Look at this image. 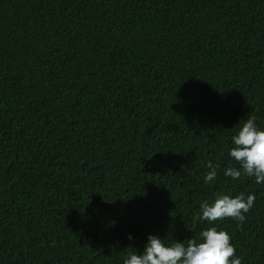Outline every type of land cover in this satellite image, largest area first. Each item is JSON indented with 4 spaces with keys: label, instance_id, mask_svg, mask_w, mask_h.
<instances>
[{
    "label": "trees",
    "instance_id": "trees-1",
    "mask_svg": "<svg viewBox=\"0 0 264 264\" xmlns=\"http://www.w3.org/2000/svg\"><path fill=\"white\" fill-rule=\"evenodd\" d=\"M248 117L264 0H0V264H123L148 234L198 239L216 193L255 195L214 223L264 264V184L223 175Z\"/></svg>",
    "mask_w": 264,
    "mask_h": 264
},
{
    "label": "clouds",
    "instance_id": "clouds-1",
    "mask_svg": "<svg viewBox=\"0 0 264 264\" xmlns=\"http://www.w3.org/2000/svg\"><path fill=\"white\" fill-rule=\"evenodd\" d=\"M235 125L227 154L238 167H225L223 175L233 180L245 176L253 178L255 184H264V128L257 125L254 117L239 120ZM206 168L203 180L211 184L220 165L208 161ZM255 199L253 193L246 196L216 193L211 202L204 200L199 205L195 219L210 226L199 232L198 239L165 244L159 236L148 234L142 250L130 251L123 264H241L229 234L218 229L214 222L226 217L243 222ZM126 238L132 240L133 236L129 233Z\"/></svg>",
    "mask_w": 264,
    "mask_h": 264
}]
</instances>
